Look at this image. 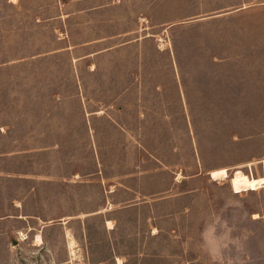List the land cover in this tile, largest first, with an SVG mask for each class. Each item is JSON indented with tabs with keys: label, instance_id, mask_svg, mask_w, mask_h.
<instances>
[{
	"label": "rangeland",
	"instance_id": "1",
	"mask_svg": "<svg viewBox=\"0 0 264 264\" xmlns=\"http://www.w3.org/2000/svg\"><path fill=\"white\" fill-rule=\"evenodd\" d=\"M213 226L264 264V0H0V264H215Z\"/></svg>",
	"mask_w": 264,
	"mask_h": 264
},
{
	"label": "clouds",
	"instance_id": "2",
	"mask_svg": "<svg viewBox=\"0 0 264 264\" xmlns=\"http://www.w3.org/2000/svg\"><path fill=\"white\" fill-rule=\"evenodd\" d=\"M230 245L240 250L239 241L231 237L230 231L213 226L205 237V251L215 264H225V254L230 251Z\"/></svg>",
	"mask_w": 264,
	"mask_h": 264
},
{
	"label": "bare ground",
	"instance_id": "3",
	"mask_svg": "<svg viewBox=\"0 0 264 264\" xmlns=\"http://www.w3.org/2000/svg\"><path fill=\"white\" fill-rule=\"evenodd\" d=\"M226 169V168H225ZM225 169H223V168H219V169H217V170H213V171H211V175H212V177H217V176H221V177H223L224 175H226V171H225ZM36 239H38V238H36ZM41 241V240H40ZM73 245V244H72Z\"/></svg>",
	"mask_w": 264,
	"mask_h": 264
},
{
	"label": "water",
	"instance_id": "4",
	"mask_svg": "<svg viewBox=\"0 0 264 264\" xmlns=\"http://www.w3.org/2000/svg\"><path fill=\"white\" fill-rule=\"evenodd\" d=\"M11 243L12 244H16L17 243V240L16 239H12Z\"/></svg>",
	"mask_w": 264,
	"mask_h": 264
}]
</instances>
